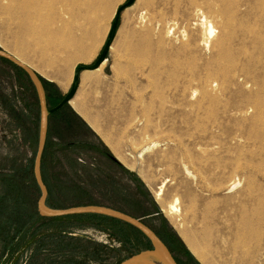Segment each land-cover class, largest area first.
Returning a JSON list of instances; mask_svg holds the SVG:
<instances>
[{
    "label": "rangeland",
    "instance_id": "obj_1",
    "mask_svg": "<svg viewBox=\"0 0 264 264\" xmlns=\"http://www.w3.org/2000/svg\"><path fill=\"white\" fill-rule=\"evenodd\" d=\"M126 1L56 0L26 43L0 10V47L40 75L53 108L69 92L75 70L98 59ZM203 18L216 30L208 46ZM98 69L80 74L68 105L86 124L92 145L49 154V204L88 205L90 196L143 221L181 264H264V0H136L122 12ZM38 117L33 84L0 60V197L13 191L25 201L27 193L12 175L22 157L31 156ZM100 175L108 182L100 184ZM176 198L174 225L163 208ZM90 222L65 226L68 237L82 239L78 251L62 254L56 242L47 244L40 264L162 261L154 247L130 253ZM243 222L253 234L242 235ZM5 227L0 223V238ZM31 253H8L0 264L15 258L30 264Z\"/></svg>",
    "mask_w": 264,
    "mask_h": 264
},
{
    "label": "trees",
    "instance_id": "obj_2",
    "mask_svg": "<svg viewBox=\"0 0 264 264\" xmlns=\"http://www.w3.org/2000/svg\"><path fill=\"white\" fill-rule=\"evenodd\" d=\"M0 60L5 64L12 65L13 68L18 70L21 74L27 76L23 70L13 65L9 61L2 58H0ZM41 80L45 85L44 80L42 78ZM30 84L32 85L31 81ZM29 110L31 112L37 113L36 110ZM27 118L28 120L33 119L34 115L31 114ZM34 121L37 130L36 136L32 139L33 149L31 156L28 157L25 155V157H22L23 161L21 162L20 167L18 170H16V174L12 175V179L15 178L20 183H22L21 187L24 189L23 191L27 193L25 201H22L23 199L21 196L23 194L19 195V193H15L13 191L9 195L6 194L4 197H0V206L5 208L4 211L6 210L4 215H0V223L6 226L5 234L2 236V238H0L3 250V255L0 257V262L4 255H13L18 253L19 250L25 249L32 252L30 264H40L39 256L42 249L47 246V244H55V242L57 243L55 248H57L59 253L65 254L67 251H78L79 247L77 244L80 243L82 239L80 237H68L65 226H68L67 228L78 227L80 229L84 227L85 223H89L90 221L91 224L95 222L94 224L96 225L94 227L111 232L119 241L122 242L123 249H127L130 251V253H136L140 248H153L151 242L139 230L127 223L110 217L83 214L60 218H47L38 214L37 198L40 196V189L33 176V162L38 145V129L40 123L39 117ZM85 129H87V126L84 121L70 107H68V105L49 117L47 142L42 158L43 179L49 189V194H51L50 183L46 180L44 175V169L47 166L49 154H57L62 150L66 151L75 147H79L84 150L86 147H90L92 144L85 136ZM54 137L57 139V141L53 139ZM97 180L100 182V184H105V182H108L109 178L107 179L106 177H103V175H100L97 176ZM85 185V189L89 188L86 182ZM30 191L32 192L30 193ZM50 197L51 195L48 196L46 204L51 208L59 209L49 204ZM27 202L31 204L32 209L31 207H25L24 204ZM88 202H90L88 205L105 206L104 204L93 202L90 196L88 197ZM79 206L86 205L80 204ZM43 229L46 231L40 232ZM1 232L2 231H0V234ZM157 235L169 248L166 240L160 236V234L157 233ZM175 260L178 264H181L176 258ZM10 264H18V259H13ZM49 264H53V262H50ZM61 264H74V262L70 261Z\"/></svg>",
    "mask_w": 264,
    "mask_h": 264
},
{
    "label": "water",
    "instance_id": "obj_3",
    "mask_svg": "<svg viewBox=\"0 0 264 264\" xmlns=\"http://www.w3.org/2000/svg\"><path fill=\"white\" fill-rule=\"evenodd\" d=\"M135 1L136 0H128L124 5H122L119 9H117L109 32L107 42L100 56L92 65L78 67L75 70L72 85L69 92L62 99V101L53 108H50L48 106L45 85L42 82L40 75L34 69H32L27 64L21 62L12 54L3 50L1 47H0V58L9 61L10 63L17 66L26 73L27 77L30 79L36 90L39 101V107H40L39 139H38L37 151L33 162V176L36 184L40 189V197L37 202L38 214L42 217H47V218H60V217H66L72 215L93 214V215H101L116 220H120L139 230L151 242L152 246L159 253V255L166 261L167 264H178L173 254L171 253L170 249L157 235V233L154 232L140 219H137L119 210H115L102 205H86V206L71 207L67 209H55L49 207L46 204V200L49 195V190L43 179L42 158L47 142V136L49 130V117L52 114L59 111L60 109H62L63 107H65L66 105H71V101L74 99L78 90L80 74L83 71L97 70L106 61L109 50L111 48V45L114 41L117 32L120 16L122 12L125 9L131 7L135 3Z\"/></svg>",
    "mask_w": 264,
    "mask_h": 264
},
{
    "label": "bare ground",
    "instance_id": "obj_4",
    "mask_svg": "<svg viewBox=\"0 0 264 264\" xmlns=\"http://www.w3.org/2000/svg\"><path fill=\"white\" fill-rule=\"evenodd\" d=\"M55 1L56 0H0V10L3 11L4 13H6V15L10 16V21L15 25V28L18 30L17 36H21V38H22L21 42L26 43L27 42L26 40L30 39V38L28 39L26 36H28V35L30 36V35H34V34L37 35V33H39L40 28H38V23L42 19L45 18L47 9L50 8L55 3ZM97 1L100 3L101 0H97ZM199 11H201V10H199ZM49 21H50V19H49ZM201 26L203 28V36H204L203 43L206 44V46H208V43L210 42V40H212L216 36V30L214 27L215 25L213 24V22L211 20H207L206 18H203V20L201 22ZM44 32H45V30H44ZM55 36L57 37L56 34H55ZM51 37H53V36H51ZM27 48H28V46H27ZM13 56L16 57L18 60H20L21 62L27 64L21 56H19V55L18 56L13 55ZM103 65H104V63L99 67V69H101L103 67ZM89 72H91V71H89ZM86 77L87 76H85V78ZM161 194H162V190H159V192L156 193V198L161 199V196H162ZM177 202L178 201L176 198L172 203L169 204L168 207L163 208V212L168 217V219L170 218V220L172 221V223H174V225L177 224V218L180 216L179 214H178L179 216L177 215V213H178ZM242 226H244L246 228V230H244L242 232V235H246L247 232L249 234L254 233L253 229L250 228V225L248 222H243ZM185 234L188 236L187 233H185ZM193 240L187 238L190 250L196 256V258H198L201 261H204L203 254L196 251L195 247L197 244ZM161 259H162V261H160L158 264H167L166 261L162 257H161ZM146 263L147 264H155V262L149 263V261H147V262L145 261V264Z\"/></svg>",
    "mask_w": 264,
    "mask_h": 264
}]
</instances>
